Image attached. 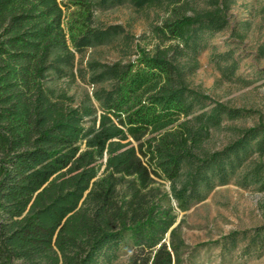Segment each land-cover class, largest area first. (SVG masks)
Listing matches in <instances>:
<instances>
[{"label": "trees", "instance_id": "trees-1", "mask_svg": "<svg viewBox=\"0 0 264 264\" xmlns=\"http://www.w3.org/2000/svg\"><path fill=\"white\" fill-rule=\"evenodd\" d=\"M125 3L161 12L151 48L120 24H95L96 8ZM231 4L0 0V264H113L127 246L140 250L129 264H180L177 209L231 181L264 191V119L208 148L212 130L252 110L190 81L209 39L229 27ZM117 37L126 59L83 62ZM212 48L223 79L252 82L236 75L232 49ZM76 77L91 86L79 98ZM262 234L264 225L251 244ZM243 238L232 231L215 243L230 250Z\"/></svg>", "mask_w": 264, "mask_h": 264}, {"label": "rangeland", "instance_id": "rangeland-1", "mask_svg": "<svg viewBox=\"0 0 264 264\" xmlns=\"http://www.w3.org/2000/svg\"><path fill=\"white\" fill-rule=\"evenodd\" d=\"M160 14L156 9L138 10L125 3L96 8L94 21L97 25L120 24L133 35L136 43L151 48L155 41L150 36L149 25ZM229 15V27L209 39V46L200 53L199 67L190 81L212 98L229 106L250 109L252 113L240 119L225 120L220 128L212 130L206 143L211 149L230 141L238 127L251 126L259 118L264 119V0H232ZM233 27L234 34L230 30ZM213 46L216 51L232 49L239 61L236 75L252 82L245 85L235 79H223L210 60ZM125 49L124 41L117 37L107 44L85 50L82 59L83 62L90 58L104 62L126 59L122 56ZM82 65L78 63L77 66ZM63 83L68 82L61 81ZM85 91H91V86L76 77L70 84V93L79 98ZM261 159L264 160V156ZM155 179L161 190H168V182ZM176 214L173 226L184 243L180 264H264V238L256 245H252L249 238L255 228L264 225V191L240 187L231 181L216 186L204 200L187 210L177 209ZM232 231H247V238L240 239L230 250L215 243ZM133 255L139 258L140 250L124 247L113 264H129Z\"/></svg>", "mask_w": 264, "mask_h": 264}]
</instances>
